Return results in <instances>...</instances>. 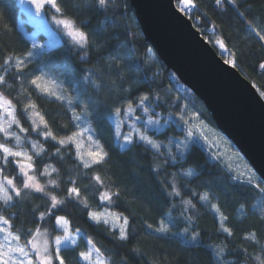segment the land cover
Returning a JSON list of instances; mask_svg holds the SVG:
<instances>
[{
  "label": "snow or ice",
  "instance_id": "1",
  "mask_svg": "<svg viewBox=\"0 0 264 264\" xmlns=\"http://www.w3.org/2000/svg\"><path fill=\"white\" fill-rule=\"evenodd\" d=\"M27 2L37 15L44 14L46 7L54 10L58 15H53V22L62 28L77 49L85 53L81 59H87V52L92 46L90 33L65 16L60 0ZM85 2L93 12L104 16V22L98 31H105L109 25L113 27L114 33L118 31L117 21L123 15V5L119 0ZM179 3L181 11L191 12L198 8L194 0H179ZM214 4L221 13H231L232 17L241 21L244 30L256 37L258 42H264V18L259 24L250 18L252 4L248 0H214ZM261 12L264 13V7ZM204 15L207 16V13ZM83 23L86 24L87 21ZM212 27L214 29L216 25L213 24ZM95 34L93 32L92 36ZM214 43L221 53H228L223 38H217ZM51 49V45L46 49L45 45L33 40L31 49L23 54L0 52V264H70V257L75 260V264H112L107 249L98 245L87 233L81 237L84 230L79 225L73 226L67 213L69 203L79 207L88 221L95 225L103 224L113 233H118L114 238L120 242L133 243L141 235L136 227V213L128 207L137 197H127L115 180L111 179L110 173L100 171L106 165L110 153L97 138L98 130L93 127V122L103 120L110 123L112 138L120 142L118 146L121 149L130 151L133 147L142 146L145 153L151 154L149 169L170 208L176 206L177 200L184 208L181 219L193 225L190 236L192 241H196L200 235L196 232L198 225H195L193 219L198 205L210 208L217 220L218 231L226 234L224 246L214 249L216 264H237L235 260H227V240L235 233L228 226L229 217L221 205L213 202V198L218 200L219 197L210 187L203 191L194 189L189 178L198 179L201 173L192 166L184 167L195 143L198 140L208 143V137L202 131V122L193 123L199 120V116L194 113L189 119H185L188 105H181L179 96L176 97V110L168 112L164 103L171 101L167 98L162 101L161 96L152 92L151 88L135 95L130 87L105 90L104 68L95 65L83 69L87 75L82 77V81L90 84L94 93H89L87 89L81 91L73 83L74 76H70L68 94H65V85L45 70L47 63L44 66L35 63L37 57L43 59L46 55L51 56ZM129 51L131 52L130 43ZM132 55L134 53L108 57L109 60L120 61L109 64L107 72L111 74L116 69L121 84L124 82L121 73L125 67L139 71L138 65L125 63L132 59ZM34 63L35 66L31 67ZM225 63L237 66L235 59ZM259 67L264 70V63H260ZM74 72L75 69H72V73ZM111 83L115 84V81ZM17 88L19 91L14 102L10 98L11 91L8 90L15 91ZM183 91L189 90L184 88ZM32 93L38 99L59 103L69 122L59 123L48 113L41 111L38 103L31 98ZM260 96L264 97V91L260 92ZM20 104L22 107L18 108ZM156 108H162L167 116L158 113ZM84 124L87 126H82ZM177 127L182 138H168L166 129L175 130ZM33 134L36 138H32ZM161 136H165V139H160ZM25 142L30 144L31 151L23 149ZM48 143L54 151L46 149L45 145ZM211 158L215 160L219 156L213 154ZM52 159L61 164L66 160L71 163L65 165L62 172L61 168L47 162ZM13 163L18 168L15 175L8 171V166ZM241 177L243 183L255 193L258 203L253 209H259L258 218L264 223V176L245 170L234 179L239 180ZM41 178L46 180L42 182ZM86 193L96 198L103 210H90L89 196ZM122 199L125 209L114 210L119 208ZM36 200L41 203H36ZM243 209L244 205H241L239 211L243 213ZM167 214L171 215V212ZM141 229L144 230V235L149 236L159 233L176 235L164 226L163 220L155 228L144 221ZM183 232L188 233L189 228L185 227ZM80 238L85 240V247L77 251ZM243 239L253 247L259 246L260 254L249 255L247 247L236 248L234 243L233 249L251 260L252 264H264V245L260 244L257 233L249 231L243 234ZM131 251L140 253L138 247H133ZM122 261L127 264L126 258L122 257Z\"/></svg>",
  "mask_w": 264,
  "mask_h": 264
},
{
  "label": "trees",
  "instance_id": "2",
  "mask_svg": "<svg viewBox=\"0 0 264 264\" xmlns=\"http://www.w3.org/2000/svg\"><path fill=\"white\" fill-rule=\"evenodd\" d=\"M194 2L198 8L188 16L196 28L217 52L218 49L213 41L217 38H223L228 52L231 53V59L236 60V68L251 80L260 92L264 91V70L259 67L260 63H264V42H258L256 37L244 30V24L232 17L231 13H221L220 9L216 8L214 0H194ZM248 2L252 4L250 18L259 24L264 18V13L261 12V8L264 7V0H248ZM60 3L65 16L73 19L78 27H83V30L89 32L90 40H92V46L87 52L86 60L81 59L85 53L77 49L67 36H62V41L52 47L51 56L46 55L43 59L37 57L35 60V63H39L41 66L47 63L45 70L62 81L65 85V94H68L67 85L70 76H74L73 83L78 85L81 91L87 89L89 93H94V89L90 84L84 83L82 77L87 75L83 69L95 65L104 68L103 84L105 90L107 88L116 90L121 87H130L135 95L147 92L151 88L152 92L161 96L162 101L165 98L171 101V103H164V108L168 112L176 110V97L179 96L181 105L189 104L195 107L205 120L215 126L214 120L204 103L179 80L172 70L167 69L151 45L145 41L135 11L130 5V0H119V3L123 5V15L117 21L118 31L115 33L111 25L107 26L103 32L98 31L104 22V16L98 12H93L85 0H60ZM45 10L49 19L56 15L54 10L47 7ZM204 13H207V16ZM22 14L19 0H0V52L23 54L31 49L30 39L19 27ZM85 21H87L86 24L83 23ZM213 24L216 25L214 29ZM221 24L223 25L222 28ZM93 32L96 33L94 37L92 36ZM39 37L45 38L42 33L39 34ZM125 41L131 44V52L129 51V43ZM132 53H134L132 59L125 63L126 65H138L139 71L125 67L124 72L121 73L124 78V82L121 84L116 69H113L111 74L107 72L109 64L120 63V61L109 60L108 57L128 56ZM35 63L31 67H34ZM62 65L65 67H61ZM72 69H75L74 73H72ZM111 81H115V84H112ZM184 88L189 91H183ZM8 91H11L10 98H13L15 102L19 89ZM31 98L38 103L41 111L48 113L57 122L65 124L69 122L68 116L64 115L63 108L59 103H52L47 99H38L35 93L31 94ZM21 99L23 98L21 97ZM21 107L22 104L18 105V108ZM156 111L167 116V112H164L162 108H156ZM93 127L97 128V138L101 140L105 149L110 153L106 165L100 171L110 173L111 179L115 180L127 197H137L128 207L136 213V227L141 235L133 243L120 242L114 238L118 233H113L108 226L95 225L88 221L79 207L69 203L67 213L73 221V226L79 225L84 230L81 237L87 233L88 236L97 241L98 245L107 249V255L111 257L112 264H123L122 257L126 258L127 264H216L214 249L224 246L226 234L218 231L217 220L214 219V213L210 208L198 205L193 219L195 225H198L196 232L200 235L196 241H192L190 236L193 225L181 219V212L184 211V208L178 200L175 201L176 206L170 208L167 199L159 190L156 178L149 169V164L152 162L151 154L145 153L142 146L133 147L130 151L121 149L118 146V141H114L112 138L110 123L107 120L94 121ZM166 136L168 138L172 136L182 138V133L179 127L175 130L166 129ZM32 138H36L34 134ZM159 138L165 139V136ZM25 147L31 151L30 144L27 142H25ZM45 147L49 152L54 151L50 143L46 144ZM47 162L61 168L62 172L65 165L71 163V161L66 160L61 164L55 159ZM188 166L194 167L201 173L198 179L189 178L192 187L200 191L209 187L212 188L219 197L218 200L213 198V202L219 203L224 213L229 217L228 226L233 228L235 235L227 240L229 249L227 260H235L237 264H252L251 260H247L239 251L233 249V243L236 248L247 247L249 255H259V246L253 247L249 241L243 239V234L254 231L257 233L260 244L264 245V223L258 218L259 209L255 211L253 209V206L258 203L255 193L243 183V180L234 179V176L223 163L212 159L210 152L198 142L195 143V147L192 148L184 164L185 168ZM8 171L15 175L18 168L13 163L8 166ZM41 179L42 182L46 180V178ZM86 195L89 196L90 210H102L96 198H93L90 193H86ZM35 202L41 203L40 200ZM241 205H244L243 213L239 211ZM124 209L125 202L122 199L119 202V208L114 210ZM169 211L171 215L167 214ZM161 220H163L164 226L171 230V233H176L175 236L169 233L151 236L143 234L142 222L147 221L155 228L159 226ZM185 227L189 228L188 233L183 232ZM84 247L85 240L80 238L77 251L83 250ZM133 247H138L140 253L131 251ZM70 264H75V260L71 257Z\"/></svg>",
  "mask_w": 264,
  "mask_h": 264
},
{
  "label": "water",
  "instance_id": "3",
  "mask_svg": "<svg viewBox=\"0 0 264 264\" xmlns=\"http://www.w3.org/2000/svg\"><path fill=\"white\" fill-rule=\"evenodd\" d=\"M145 41L205 105L216 127L264 176V97L216 51L175 0H130Z\"/></svg>",
  "mask_w": 264,
  "mask_h": 264
},
{
  "label": "rangeland",
  "instance_id": "4",
  "mask_svg": "<svg viewBox=\"0 0 264 264\" xmlns=\"http://www.w3.org/2000/svg\"><path fill=\"white\" fill-rule=\"evenodd\" d=\"M175 2L177 7L181 10L179 0H175ZM19 4L23 13L19 21V27L23 31V33L30 39L31 43L33 40H35L38 44L45 45V48L47 49L49 45L54 47L55 45L59 44L62 41V36H66L62 28H60L53 22V16L50 19L47 18L46 10L44 14L37 15L34 11V8L27 2V0H19ZM40 33H42L45 38H40ZM214 42L215 41H213V44L217 47L218 53L226 61L233 60L228 54L229 52L221 53V50ZM52 77H54L59 82H62L59 78L53 75ZM187 105L188 108L185 110V119H189L194 113L199 116V120L193 121V123L202 122L204 126L202 128V131L207 135L208 143H206L204 140H198V143L202 144L210 152L211 157L213 154L219 156V159L216 160L221 161L234 177L238 176L240 173L245 172V170L254 171L250 164L238 151V149L221 131H219L216 125L213 126L207 120H205L195 107L189 104ZM82 126L86 127L87 125L84 124ZM12 143L14 144L15 142L13 141ZM118 143L120 142L118 141ZM22 147L23 149L28 150V148L25 147V144ZM239 180H243V177H241V179Z\"/></svg>",
  "mask_w": 264,
  "mask_h": 264
},
{
  "label": "built area",
  "instance_id": "5",
  "mask_svg": "<svg viewBox=\"0 0 264 264\" xmlns=\"http://www.w3.org/2000/svg\"><path fill=\"white\" fill-rule=\"evenodd\" d=\"M186 14L190 15L191 12H188V11H184Z\"/></svg>",
  "mask_w": 264,
  "mask_h": 264
},
{
  "label": "clouds",
  "instance_id": "6",
  "mask_svg": "<svg viewBox=\"0 0 264 264\" xmlns=\"http://www.w3.org/2000/svg\"><path fill=\"white\" fill-rule=\"evenodd\" d=\"M27 91V90H26ZM27 101H25V103H26Z\"/></svg>",
  "mask_w": 264,
  "mask_h": 264
},
{
  "label": "bare ground",
  "instance_id": "7",
  "mask_svg": "<svg viewBox=\"0 0 264 264\" xmlns=\"http://www.w3.org/2000/svg\"><path fill=\"white\" fill-rule=\"evenodd\" d=\"M175 73V72H174Z\"/></svg>",
  "mask_w": 264,
  "mask_h": 264
}]
</instances>
